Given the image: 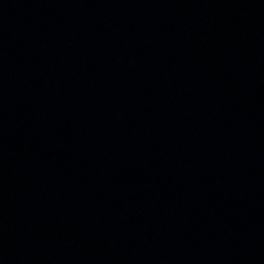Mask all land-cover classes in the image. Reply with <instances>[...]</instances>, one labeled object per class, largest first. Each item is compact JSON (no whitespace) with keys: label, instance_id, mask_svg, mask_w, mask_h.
I'll return each mask as SVG.
<instances>
[{"label":"water","instance_id":"95a60500","mask_svg":"<svg viewBox=\"0 0 264 264\" xmlns=\"http://www.w3.org/2000/svg\"><path fill=\"white\" fill-rule=\"evenodd\" d=\"M0 264H264V0H0Z\"/></svg>","mask_w":264,"mask_h":264}]
</instances>
